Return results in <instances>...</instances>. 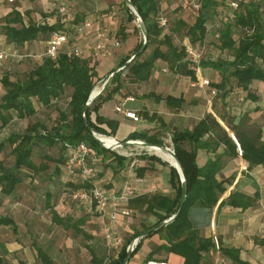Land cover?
Wrapping results in <instances>:
<instances>
[{
    "label": "crops",
    "instance_id": "0c3cea01",
    "mask_svg": "<svg viewBox=\"0 0 264 264\" xmlns=\"http://www.w3.org/2000/svg\"><path fill=\"white\" fill-rule=\"evenodd\" d=\"M122 1L124 0H19L17 4H14L15 0H0V11H3V15L6 16L13 9H17L23 14L27 24L28 21L43 25L62 23L65 28L70 27V31L66 33L67 42L60 53L75 47L84 49L85 56L82 58H88L92 61L91 66H95L99 81H103L119 66L123 58L133 55L138 44H140L138 36L134 33L133 25L130 27L132 21H129L128 16L126 18L124 8L119 6ZM161 3L164 6L168 5L166 0H161ZM62 5L66 6V10L63 14H59L58 8ZM53 7L55 11L51 12ZM184 15H174L175 19L173 21L183 19ZM85 20L91 21L90 26L78 32L75 27L81 25ZM124 26H128L125 28L126 34L120 38V46H115L114 42L119 40V33L121 30L123 31ZM100 31L105 32L108 42V51L104 55L99 53L96 48ZM129 35L131 44L126 51H123L124 39ZM51 36L52 33L39 34L38 39L26 42L18 49L21 56L26 58L34 54L40 58L36 66L41 64L44 57H46ZM4 37L6 38V36ZM7 47L9 50L13 48L8 43ZM10 59L0 61V66ZM17 59H20L18 61H21L20 65L24 66L25 69V60ZM195 67L196 80L190 76L172 72L168 63L159 59L150 77L147 80L138 82H134L128 75L130 71L127 67L122 71L120 83L113 86L114 88L117 85L119 88L113 90L111 97L99 107L98 113L102 120L100 122L96 120L97 114L95 112L92 114V120L105 130L103 134L120 141L128 140L132 133L157 134L165 145H168V139L170 138L171 143L168 146L172 147L171 138L175 130H194L206 114L212 113L220 126L235 141L238 154L237 156L229 154L227 145L217 137L218 134H221V131H224L219 129L205 134L202 140H205L208 146L197 149L196 162L200 167L208 164L210 160L218 158L221 167L216 174V178L218 180L231 179V183L227 184L226 191L220 195L214 206H208L198 201L189 208V218L198 230L199 235L203 238L213 239L215 243L220 244L219 249L215 248L203 254L201 264H264V165H257L251 170L248 169L249 162L244 159L242 148L233 130L225 124V114L218 115L212 109V101L210 100L213 98L211 94L212 87L204 84L202 79L208 78L213 82H220L221 75L213 69L205 68L202 70L199 66ZM8 69L10 70L11 67H8ZM5 75L12 78L11 72ZM257 82L260 81L256 80L253 83ZM4 93L5 90L2 95ZM227 94L229 96L230 92ZM167 97H171V100H168ZM64 101H66V98L62 96L53 105L59 107ZM119 106L123 110L127 109L135 112L139 120L134 121L127 118L123 111L117 110ZM50 109V107L36 104L37 111L35 114L23 119H13L4 128L3 133H8L9 128L7 127L13 125L12 122L19 124V122L30 117L36 118L35 123L44 124L47 128H51L54 122L50 125L46 118L40 116V111ZM60 109L62 110V108ZM129 149L135 152L140 148L133 146ZM145 154H147V151L142 155H137V157H127L128 161H126L125 166L120 168L117 166V161L113 160L111 153L108 152L100 155L97 164L99 174H102L103 171L105 174L104 180L99 184L106 187L110 193L118 192L126 181L133 180L137 176L145 179L142 193L126 204L128 208L133 202L138 204L137 199L140 197H150L156 193L170 198L176 196V190L170 179L171 165L168 160L163 159L162 156H156L158 158L156 159L151 158L154 155L147 154L144 156ZM46 161H48V168L40 171V175L43 174L48 180L53 181L61 179L53 174L58 162L55 160ZM104 163L110 165L107 172L102 168ZM133 163L134 165L131 167ZM71 179L72 181L76 180L75 178ZM28 180H31V178ZM28 180L26 179L24 183H27ZM152 183L158 185L156 191L150 190L149 187ZM51 188H54L53 182H51L47 192L53 198L54 192L52 193L53 189ZM19 189L20 187L16 192ZM234 191L243 192L252 198L257 192L258 197H254L253 204L247 208L230 205L219 208L220 203ZM8 197H0V204H4L3 202ZM83 207L87 215L95 216L98 222H85L86 217L83 216L85 221L80 222L81 231L76 236H74L72 228L56 222L54 215L53 222L46 223L17 222L15 218L7 216V214L0 216V218L7 216L15 221L0 222V264H19L20 262L23 264H41L38 258V246L47 251L56 264H72V260L74 262L80 250L88 251L89 262L87 264H107L111 258H117L121 249L112 251L111 256L107 257L104 222L98 218L95 209H88L85 205ZM146 207L147 204H144L139 208L146 216L147 220L144 222H131V217L122 215H119L116 222H114V230L123 234L125 241L131 238L136 231L143 232L148 226L158 221V215L155 212L145 211ZM54 211L58 213L55 208ZM58 214L65 216L64 214ZM44 224H46L47 229L42 231ZM78 238L82 242L80 245L76 243ZM162 243L163 240L159 234L144 238L137 250L132 253L128 264H146V257L150 253L152 245ZM223 249L229 251L224 253L222 252ZM67 252L68 254H64ZM81 252L83 253V251ZM154 260L167 264L184 263L182 256L166 251L155 253Z\"/></svg>",
    "mask_w": 264,
    "mask_h": 264
},
{
    "label": "trees",
    "instance_id": "16d2710c",
    "mask_svg": "<svg viewBox=\"0 0 264 264\" xmlns=\"http://www.w3.org/2000/svg\"><path fill=\"white\" fill-rule=\"evenodd\" d=\"M131 1L142 16L149 34L148 46L145 51L128 64L130 71L128 75L134 82L147 80L157 61L161 59L168 63L172 72L190 76L194 80L197 79L195 66H199L202 70L205 68L213 69L221 75V81L213 82L205 78L210 80L211 91L215 90L216 93L218 91L226 94L230 91L240 90L249 92V96L256 99L250 94L251 85L256 80L264 83V18L261 19L259 12L261 10L260 4L263 3L261 0H243L237 10H231V14L225 16L224 24L218 30L221 41L220 49L231 51L232 59L201 58L198 63L193 60L185 45H178L172 41L171 36L162 35L163 27L159 26L156 21V17L161 12L160 0ZM251 1L257 2L251 8H246L245 5L246 9H242L243 4ZM217 5V0H202L200 8L197 9L195 21L189 22L184 18L178 19L174 30L178 33L185 31L190 44L195 47L197 42L205 40L209 32L207 27L208 9ZM127 10L129 21H133L135 15L130 13L129 7ZM220 19H222L221 16ZM2 28L7 43L13 46L11 50H18L26 42L38 39L39 34L57 32L66 35L70 31V27L65 28L62 23L43 25L28 21L27 24L23 14L17 9H13L4 17ZM141 46L142 42L138 44L134 54ZM149 46H153V49L148 55H145ZM72 49L61 52L56 59L44 57L42 63L35 66L23 80H13L9 75L0 78L5 90L0 99V156H3L9 148V153L13 157L11 165H4L2 160L0 161V197L11 196L26 179L28 180L32 175L46 170L48 168V161L46 160H53L50 156L51 149L60 146L63 154L55 159L58 163L53 174L61 178L62 189L65 190L71 201L75 205L84 206L83 202L73 199L72 196L75 192L88 189L91 185L81 180L72 181L68 176L66 143L85 142L95 148L99 155L110 152L113 160L117 161V166L120 168H123L128 161L127 157L104 148L92 134V130L105 133V130L92 120V114L94 112L97 114L96 120L98 122L102 120L98 113L99 107L111 97L113 90L119 88L117 85L114 88L113 86L120 83L122 71L115 73L111 87L85 110V105L99 80L98 73L95 66H91L82 57L69 56L68 52ZM190 53L192 52L190 51ZM133 55L123 58L118 67L124 65ZM62 96L66 98V105L60 112L59 122L54 126L48 129L46 125L36 122L24 133H12L3 136L2 130L10 121L32 116L37 111L36 104L50 108L58 107L53 103L61 99ZM167 99L171 100V97H167ZM228 122H230V127L242 148L244 159L249 162L248 169L251 170L257 165H264L262 130L249 132L240 123ZM218 129L224 130L213 114L208 113L198 122L194 130L174 131L171 138L172 148L183 167L188 195L183 210L173 221L144 237L159 234L163 240L162 244L152 245L151 251L146 257V263L154 260L155 253L166 251L182 256L184 258L183 264H201L203 254L216 248L213 239L203 238L199 235L189 218V208L198 201L208 206H214L220 195L226 191L227 184L231 183L230 178L223 180L216 178L221 167L218 158L210 160L203 167H200L196 162L197 149L208 146L202 137L210 131ZM217 137L227 145L230 155L237 156V145L225 130L221 131ZM128 140H143L153 145H165L157 134L132 133ZM43 157L45 159L41 160ZM151 158L158 159L156 156H151ZM170 169L171 183L176 190L175 198L156 193L150 197L144 196L137 199V203L147 204L145 211L155 212L158 215L156 223L169 219L177 213L179 208L182 183L177 170L172 166ZM254 197H258L257 192ZM254 197L234 191L220 203L219 208L225 205L247 208L253 204ZM51 202L52 197L49 195L46 201L48 207H51ZM53 215L56 222L72 228L74 236L81 231L80 222L85 221L83 217L61 216L54 210ZM98 218H100L99 215ZM0 222L15 221L5 216L0 218ZM141 233L142 231H136L131 238L127 239L118 257L111 258L107 264H124L128 255L127 246ZM144 238L138 242L133 252L137 250ZM227 251L229 250H222L224 253ZM37 252L41 264H56L52 256L43 248L38 246ZM19 264L23 263L20 262Z\"/></svg>",
    "mask_w": 264,
    "mask_h": 264
},
{
    "label": "rangeland",
    "instance_id": "374dc122",
    "mask_svg": "<svg viewBox=\"0 0 264 264\" xmlns=\"http://www.w3.org/2000/svg\"><path fill=\"white\" fill-rule=\"evenodd\" d=\"M263 3L260 4V16L263 20L264 18V0H261ZM19 0H15L13 2L14 4H17ZM168 3L167 6H164L161 3L160 0V11L170 20V24L168 26L163 27V33L162 35H169L171 36L172 41H174L178 45H185L187 47V50L193 60L197 63L199 59L201 58H223V59H232V52L228 50H222L220 49L221 41L219 38V28L224 24V19L226 18L227 14H231V9L227 4V0H217L218 5L213 6L210 9H208V21H207V27L209 29V32L207 33V36L203 42H197L196 46H192L190 44L189 38L186 37L185 31L184 32H176L174 30V26L176 25V22L173 21L175 19L174 15H180L185 14L184 19L189 20V22H193L196 19L197 15V9H195L191 3L190 0H166ZM257 1H251L249 3H245L242 5V9L251 8L253 7ZM246 5V8H245ZM122 8H124L126 13V18L129 16V12L127 10V3L122 1V3L119 5ZM54 12V7L52 8ZM57 9V8H56ZM59 13V12H58ZM130 13L134 14L131 10ZM47 14V13H46ZM60 14V13H59ZM233 14V13H232ZM135 15V14H134ZM220 16L222 19H220ZM4 15L3 11H0V49L9 50L7 47V41L4 37V29L2 28L4 23ZM123 25V24H122ZM134 28V33L138 36L140 42L143 43V34L138 26V21L135 16V19L131 22L130 27ZM128 26L123 27V31L121 30L119 33V40L122 38L125 33V28ZM218 34V35H216ZM130 35L129 37H126L124 39V46L123 51H126L130 44ZM237 38V37H236ZM4 42V44H2ZM150 47V48H149ZM147 52L145 54H148L150 52V49L153 48V46H149ZM164 49L165 46H163ZM121 49V50H122ZM190 50L192 53H190ZM193 54H196L198 59H195L196 57H193ZM21 56L19 50L17 55H14L10 57L11 59L2 63L0 66V78L4 76L7 73L12 74L13 80H23L27 74L36 66L38 59L37 56L34 54L31 56H28L26 58L19 57ZM21 58V60H25L26 68L24 69V66L20 65L21 61H18ZM42 59V58H41ZM87 60L91 64V60L88 58H83ZM261 62V61H259ZM8 67H11L9 70ZM13 68V70H12ZM113 72V71H112ZM111 72V73H112ZM110 73V74H111ZM109 74V75H110ZM109 75L103 80V81H97L96 86L94 88L93 92L98 91L102 85L104 84L105 80L109 77ZM205 79V78H203ZM211 80V79H210ZM209 80V81H210ZM111 85L109 86V88ZM0 99L2 96V92H4V88L1 85L0 86ZM108 88V89H109ZM250 94L255 96L256 99L249 96V92H244L240 90H234L230 91V94H223L221 92H218L216 94H212L213 98L210 100L212 101V109L214 112H216L218 115H224L225 114V124L230 126V122L237 124L240 123L242 127H245V129L249 132H257L259 129L262 130V139L264 140V83H253L251 85ZM227 96V97H226ZM66 101H64L59 107L51 108L50 110L46 111H40V116L42 118H46L50 123L54 122L52 126H54L57 122L60 120V112L61 109L65 108ZM36 121V118H28L26 120H23L22 122L16 123L12 122L13 125H9L6 128V131L8 130V133H3V136H7L12 133H24L26 132ZM49 129V128H48ZM5 131L4 129L2 130ZM261 139V140H262ZM169 143L170 138L168 139ZM168 143V145H169ZM166 145V146H168ZM172 148L171 146H168ZM9 148L6 150L5 154L0 156V161L4 165H11L13 157L9 153ZM149 152V151H148ZM148 155H154V156H160L155 155L154 151H150ZM63 154V150L60 146L54 147L50 151L51 159L55 160L59 158ZM164 159V157H162ZM45 159L44 157L41 158V160ZM51 160V161H53ZM48 164V163H47ZM52 165H54L52 163ZM110 167L109 164L104 163L102 165V168L104 170H108ZM104 172V171H103ZM102 172V174H99L97 181L98 183H101L103 177H105V174ZM31 180H28L27 183H23L20 185L19 191H17L14 195L9 196L6 198V201H4V204H0V216H4L7 214V216H10L12 218H15L17 222H53V214L52 210H57L58 213L64 214L65 216H73V218H80V217H86L85 222H98V219L95 216L87 215L85 209L83 206L75 205L74 202L71 201L70 197L67 196V193L65 190L62 189V186L60 182V179L48 180L47 177H45L43 174L40 175L34 174L31 177ZM51 182L54 183L53 198L51 202V207L46 206L47 198L49 197L48 189L50 187ZM51 195V194H50ZM138 204H135L134 202L130 204V208L132 209L133 213L127 217H131V222H144L146 221V216L140 211V206ZM47 229L46 224L42 227V231ZM64 235V234H63ZM123 236V234H122ZM124 237V236H123ZM125 239V237H124ZM76 243L79 245L82 244L80 239H76ZM80 250V249H79ZM83 251V253L81 252ZM64 254H68L64 253ZM59 261V257H58ZM89 262V253L88 251L80 250L77 253L76 258L74 259V262L72 260V264H87Z\"/></svg>",
    "mask_w": 264,
    "mask_h": 264
},
{
    "label": "built area",
    "instance_id": "2783aa9c",
    "mask_svg": "<svg viewBox=\"0 0 264 264\" xmlns=\"http://www.w3.org/2000/svg\"><path fill=\"white\" fill-rule=\"evenodd\" d=\"M13 1V0H10ZM243 0H227V4L231 10H237ZM202 0H190L191 5L195 9H199L201 6ZM59 13H64L66 10V6H60L58 8ZM156 21L159 26L165 27L169 24V19L160 12L156 17ZM91 21L85 20L81 25H77L75 29L78 32L83 31L86 27L90 26ZM99 40L96 44V48L99 53L106 54L108 51V42L106 40V34L104 31H100ZM67 42V36L63 33H53L51 39L49 41V45L46 51V56L52 59H56L60 53V50ZM115 46H120V40H116L114 42ZM191 51V50H190ZM18 50H5L0 49V61L8 59L14 55H17ZM69 56L76 57H84L85 51L82 48L75 47L68 52ZM195 59H198L199 56L193 54ZM199 62V61H198ZM197 62V63H198ZM125 70V69H124ZM202 82L206 85H209V81L207 79H202ZM211 94H216L215 90L211 91ZM118 111H123L127 118H131L134 121H138V115L131 110H123L122 107H117ZM94 137H96L101 145L104 148H111L112 151L117 152L120 155L125 157H137V155H142L146 153V151H154L152 148H145L139 145L135 147L140 148L139 150H130L129 148L133 147V145H121V141L97 132L92 131ZM101 137H105L110 140V143L107 142ZM143 141V140H136ZM66 147V170L67 174L71 178H75L76 180H81L86 184H90L91 186L88 189H85L80 192H75L73 194V199L79 200L83 202L88 209H95V211L100 216L102 222H104V236L107 241V257L111 256V252L115 250L122 249L125 244V239L121 233L114 230L113 224L116 222L119 215L129 216L133 213L131 208H128L126 204H128L132 198L138 196L143 191V186L145 183V179L143 177H135L133 180H128L123 185V187L115 193H110L108 189L102 185H100L97 181L99 176L98 162L100 160V155L97 153L96 149L90 146L85 142H80L78 144H65ZM134 163L131 165L133 167ZM150 190L156 191L158 189V185L156 183L150 184ZM129 244L127 246V250L130 248ZM216 248L219 249V243L216 242ZM146 264H167L164 262H159L156 260H150Z\"/></svg>",
    "mask_w": 264,
    "mask_h": 264
},
{
    "label": "water",
    "instance_id": "95a60500",
    "mask_svg": "<svg viewBox=\"0 0 264 264\" xmlns=\"http://www.w3.org/2000/svg\"><path fill=\"white\" fill-rule=\"evenodd\" d=\"M125 1L127 3L128 7L131 9V11L135 14V16L137 18L138 26H139L142 34H143V43H142V46L139 48V50L124 65L116 68L109 75V77L105 80L104 84L102 85V87L98 91L91 93L90 98H89L88 102L85 105V108H84L85 110H87L88 107L96 99H98L101 95H103L106 92V90L112 84V81H113V78H114L115 73L120 72V71H123L124 69H126L128 67V64L130 62H132V60L135 59L138 55H140L142 52H144L145 49L148 46L149 34H148V30H147L146 24L144 23V21L142 19V16L140 15L139 11L134 6V4L132 3L131 0H125ZM84 116H85V114H84ZM121 145H123V146H126V145H133V146L139 145V146H142V147H145V148H152L154 150L159 149V150H161V151H163V152H165L167 154H170V156H172L174 158V160L176 161L177 165H173L169 161L168 162L170 163V165L172 167H174L177 170V172L179 173L180 179H181V183H182L181 198H180V204H179V208H178L177 213L175 215H173L172 217H170L169 219H166L164 221H161L159 223H156L155 225L151 226L150 228L144 230L137 238H135L132 241V243L130 245V248L128 249V255H127V257H126V259L124 261V264H128V262H129V260L131 258V255H132L133 250L135 249L136 245L138 244V242L142 238H144L146 235H148L151 232H154V231H156V230H158V229H160L162 227L167 226L171 221H173L180 214V212L183 210V207H184L185 202H186V199H187L188 186H187L186 177H185V173H184L183 167H182L180 161L178 160V158L176 156V153L173 150V148H170V147L165 146V145H163V146L153 145V144H149L148 142H145V141L139 142V141H136V140L121 141ZM107 149H109V150L112 151L111 148H107ZM154 153H155V155H157L156 152H154Z\"/></svg>",
    "mask_w": 264,
    "mask_h": 264
},
{
    "label": "bare ground",
    "instance_id": "6f19581e",
    "mask_svg": "<svg viewBox=\"0 0 264 264\" xmlns=\"http://www.w3.org/2000/svg\"><path fill=\"white\" fill-rule=\"evenodd\" d=\"M101 139L105 140V141L107 142V144L110 143V140L107 139V138H105V137H101ZM155 152H156L158 155H160V156L164 157L165 159H167V160H168L170 163H172L173 165H177L176 161L174 160V158H173L172 156H170V154H167V153H165V152H163V151H161V150H159V149L155 150Z\"/></svg>",
    "mask_w": 264,
    "mask_h": 264
}]
</instances>
